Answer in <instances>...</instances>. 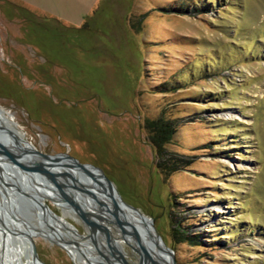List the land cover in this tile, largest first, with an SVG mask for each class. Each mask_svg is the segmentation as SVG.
Segmentation results:
<instances>
[{"label": "rangeland", "instance_id": "1", "mask_svg": "<svg viewBox=\"0 0 264 264\" xmlns=\"http://www.w3.org/2000/svg\"><path fill=\"white\" fill-rule=\"evenodd\" d=\"M11 1L0 0V109L14 137L54 161H72L53 157L62 152L103 168L177 264H264V0H65L53 4L63 19ZM159 117L176 125L165 154L179 169L166 179L144 127ZM24 199L23 219L39 221ZM94 237L91 255L32 239L45 264L119 261ZM121 249V264L147 261L139 245Z\"/></svg>", "mask_w": 264, "mask_h": 264}, {"label": "bare ground", "instance_id": "2", "mask_svg": "<svg viewBox=\"0 0 264 264\" xmlns=\"http://www.w3.org/2000/svg\"><path fill=\"white\" fill-rule=\"evenodd\" d=\"M2 133L9 134L14 137V135H17V130L13 127L5 111L0 109V134ZM4 145V148H0V152L8 151L16 157L15 160H17V163L19 162L25 166H32L31 164H33V161H31L30 157L27 158L28 160H23L22 158L16 156L15 151H19L16 147L9 143ZM28 147L30 150L34 151L31 146ZM66 162L74 161L68 160ZM40 164L48 169L51 168L46 165L47 163L43 162ZM17 169L20 168L17 167V165H14L13 162H10L5 157H0V207L3 210H6L7 213L14 216L10 218L8 215L0 212V264H34L29 251V238H32L37 234L45 237L46 239L55 241L56 244L61 245L64 249L73 254L78 255V249L80 248L83 251L86 250V252L91 255V251L88 248V243L91 241L90 237L80 236L75 230L66 225L64 221L55 213L56 217L53 216L51 211H45L42 207L37 206V204L41 201L46 203L45 198L51 197L48 196L47 193H52V196L54 197L52 200L55 201L56 204L61 205L65 209L76 214H78V212L58 199V195L56 192H53L54 190L49 188V183L43 175L36 172L30 173L28 171H22V173H20L16 171ZM6 170H14L17 173L15 176L12 175L11 177L10 175L7 176V174V177H5L4 175L6 174ZM69 170L72 175H75L78 180L76 181L78 185L80 184L86 188L104 186L103 177L94 170L91 172H82L73 168H70ZM31 175H34L38 182H35ZM6 179H11L10 181H12L15 185H13V187L18 188L20 193L16 192V190H10L8 185H12L7 182ZM27 181H31V188L29 187V183ZM48 190L51 192H48ZM95 193L97 196L102 197V199H106L101 192L98 191ZM26 196L32 201V205L33 203L36 205V215L39 221L28 222L23 219L19 211V213L16 212V210H18L16 205L17 197ZM77 201L82 206L89 209L88 213L90 215L89 218L93 235L97 236L101 241L100 247L107 252L108 256L110 253H116L118 256L117 260L119 261L116 262L109 256L111 259L107 258L105 264H121L125 258V253L121 249L123 242L130 243L134 247L135 245H139L140 251L145 250L146 252H150L152 254L149 257L146 256L147 261L144 260L142 264H149V261L152 264L171 263L169 254L163 251L162 248L155 242L156 233L154 232L152 223L147 217H142L140 213L129 207L122 208V210H120V217H122V222H124L123 231L122 229H118L113 223H108V221H106L109 218V212L105 210H98V205L89 196L82 195V197L78 198ZM126 213L128 215H126ZM46 225H49L48 228ZM128 228L134 233H131ZM112 229L115 230L117 234L116 236L110 235V231ZM71 238L75 239V241H71ZM71 242L76 244L80 243V247L72 244ZM90 244L92 245V243ZM92 258L94 257L92 256ZM92 258L89 259L91 264L94 262ZM90 263L86 262V264Z\"/></svg>", "mask_w": 264, "mask_h": 264}, {"label": "water", "instance_id": "3", "mask_svg": "<svg viewBox=\"0 0 264 264\" xmlns=\"http://www.w3.org/2000/svg\"><path fill=\"white\" fill-rule=\"evenodd\" d=\"M8 143L16 147L19 150L17 152L15 151L16 156L22 158L23 160H28L27 158L30 157L31 161H33V164H31L32 166L30 167V166H25L19 162L17 163V160H15L16 157H14L12 153H9L8 151H1L0 157H5L10 162H13L14 165H17V167L21 169V171H28L30 173L36 172L40 175H43L49 183V188L54 190L53 192H56V194L58 195V199L61 202L65 203L66 205L71 206L73 209H75L80 215L79 219L83 222L84 225L91 228V222L89 218L90 215L88 213L89 209L85 208L77 201V199L81 198L82 195L89 196L92 200H94L95 203L100 208V209L98 208V210L108 211L111 222L118 229H122L124 231V222H122V217H120L121 216L120 210H122V208L124 207H129L133 210H136V209L126 204L122 200L120 194L116 190L114 184L112 183V181L110 180V178L108 177L107 173L104 171L103 168L97 165L91 164V163H81L80 161L72 157L70 154L62 153V152L56 153L57 155H54L53 157L62 158L64 156V157H68L74 162H66L61 159H58L60 161L57 160L55 162L50 159V156L47 152L41 151L37 148H33L34 151H32L30 150L29 147L22 144L20 139H17L9 134H4V133L0 134V148H4L3 147L5 146L4 144L7 145ZM43 162L47 163L46 165L50 166L51 168L48 169L45 166L40 164ZM70 168L77 169L82 172L84 171L91 172L94 169L99 170L102 176L104 177V183H103L104 186L86 188V187L81 186L80 184L78 185L76 182L78 180L76 179L75 175H72L71 171L69 170ZM31 177L35 182H38V180H36V177H34V175H31ZM27 182L29 183V187L31 188L32 187L30 185L31 181H27ZM98 191L104 195V197L106 198L105 200L102 199V197H99L96 195L95 192H98ZM48 192H51V191L48 190ZM47 195L51 196V197H48L47 199L50 200L53 198L52 193H47ZM25 198H27V203L29 205L32 204V201L29 200L27 196ZM17 200L26 201L24 197H17ZM37 206L42 207L45 211L46 210L51 211V209L48 207L46 203H44V201H41L39 204H37ZM16 212H18V210H16ZM126 215L128 214L126 213ZM140 215L144 217L141 213ZM53 216L56 217L54 213H53ZM153 229H154V232L156 233L155 242L162 248L163 251L169 254V257L171 258L170 264H177L174 258L173 250L162 241L161 237L158 235L154 227ZM92 235H93V232H92ZM92 235H91V241L95 245L96 237ZM48 240L51 241L52 243H55V241L53 240H50V239ZM29 251H30V255L32 257L34 264H45L38 256L35 241L32 238H29ZM98 253L102 255V253L99 250H98ZM145 253L147 257L150 256L149 253L147 252Z\"/></svg>", "mask_w": 264, "mask_h": 264}, {"label": "trees", "instance_id": "4", "mask_svg": "<svg viewBox=\"0 0 264 264\" xmlns=\"http://www.w3.org/2000/svg\"><path fill=\"white\" fill-rule=\"evenodd\" d=\"M175 126L176 125L171 123L170 120H165L162 117L155 120H146L144 123V127L148 132L149 141L153 147L154 154L156 158H158L156 166L164 179L168 178L172 175V173L179 169V164L176 163V160H173L171 157H167L165 154V146L172 140ZM187 240L189 241L191 238L188 236L186 237V241Z\"/></svg>", "mask_w": 264, "mask_h": 264}, {"label": "crops", "instance_id": "5", "mask_svg": "<svg viewBox=\"0 0 264 264\" xmlns=\"http://www.w3.org/2000/svg\"><path fill=\"white\" fill-rule=\"evenodd\" d=\"M61 1H65V0H13L11 1V3L15 4L17 7H20L26 11H30L38 16H43V17H50V18H57V19H63L60 18V16L58 17L57 13H58V9L53 6V4L55 3H59ZM68 1V3L72 2V0H66ZM78 0H74V2H77ZM45 2V3H44ZM73 2V3H74ZM46 3H49L51 6L46 5ZM64 3V2H63ZM78 3V2H77ZM87 1H85V4L83 3V8L82 9H86V4ZM45 4V5H44ZM95 3L92 4V7L90 9H87L88 12L92 11L93 7H94ZM86 12V13H88ZM87 17V15L85 14V18Z\"/></svg>", "mask_w": 264, "mask_h": 264}]
</instances>
